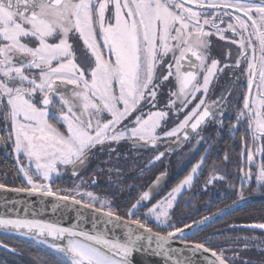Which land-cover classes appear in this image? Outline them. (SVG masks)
Here are the masks:
<instances>
[{
    "label": "flooded vegetation",
    "instance_id": "obj_1",
    "mask_svg": "<svg viewBox=\"0 0 264 264\" xmlns=\"http://www.w3.org/2000/svg\"><path fill=\"white\" fill-rule=\"evenodd\" d=\"M159 1H167L168 7H171L170 2H181L191 9L201 7L203 2H225L220 10L215 11L216 14H206V19L196 20L197 17L193 19L190 15L181 16V21L169 18L170 24H177V31L171 30L167 36L166 44L171 46L156 45V48L169 50V53L161 60L164 64L158 63L151 72L154 78L144 84L147 105L150 106L154 97L159 107L172 101L176 109L197 85L204 57L205 64L216 62L217 77L195 117L205 114L202 126L182 145L178 142L193 122L181 133L153 142L133 138V134L125 130L124 136L89 148L67 168L59 166L52 184L64 176L67 182L62 189L67 194L64 196L71 194L72 198L79 200L84 196L86 201L83 202L88 204L92 198L101 202L91 186L100 182L101 177L98 179L97 176L102 174V168L108 166L112 178L108 189L114 190V197L108 199L112 208L108 212L127 215L155 231L169 232L173 228L168 219L165 227L159 224L161 220L156 221L157 224L148 220L147 215L152 213L150 209L164 205L168 192L176 188L196 164H203L212 153L211 147L219 142H223L225 156L229 158L230 142L232 138L237 139L239 179L242 178V185L252 182L256 190H263L248 196L264 194V135H259L256 124L258 120H264V0H0V152L10 155L15 162L19 161L15 137L16 125H19L16 98L27 91L30 92L28 102L35 109L48 113V121L57 131L60 130V137L67 144L71 139L62 118H70L94 135V124L104 110L99 99L87 88L97 87L99 81L96 71L100 62L95 53L98 52L102 58L105 80L110 81V87L118 94L120 79L123 80L115 77L122 66L115 75L112 68L118 67L114 63V58L121 54L118 51L125 50L111 43L112 31L116 26L124 25L133 37L143 39L148 34L149 7L158 12L153 5ZM200 9L208 11L205 7ZM174 17L178 19L179 16ZM160 25L161 22L153 23L151 34L155 40L159 35L165 38L166 32L159 28ZM180 25L184 27L178 30ZM174 34L177 38L183 34L191 41L175 44L171 40ZM192 40L206 46L205 52ZM40 42L60 49L62 55L59 57L60 53L55 50L54 53L43 50ZM69 53L73 55L76 77L66 73L70 71ZM117 63L122 64L120 59ZM168 63L171 67L167 66ZM108 64L111 66L106 67ZM108 72L114 75L113 79L107 77ZM151 87L165 89L151 94L155 92ZM128 118L115 131L125 129ZM218 120L223 123L221 128L214 127ZM219 129L222 130L221 138L217 134ZM169 147L172 148L169 154L154 163ZM185 147L192 158L181 173L176 175V169L171 165L161 168L165 161ZM20 177L26 181L22 173ZM198 178L199 174L193 184ZM89 181L92 185L87 183ZM50 190L54 192L52 187Z\"/></svg>",
    "mask_w": 264,
    "mask_h": 264
},
{
    "label": "rangeland",
    "instance_id": "obj_2",
    "mask_svg": "<svg viewBox=\"0 0 264 264\" xmlns=\"http://www.w3.org/2000/svg\"><path fill=\"white\" fill-rule=\"evenodd\" d=\"M167 3V1L166 3L164 1H159L156 3V6L153 5L157 8L158 12L152 10V7H149L147 21L148 34L143 39L133 37L132 32L124 25L120 28L116 26L112 31L111 43L115 44V46L120 45L124 48L123 50H125V52L122 50L118 51L121 54L114 58V63L118 67L112 68L115 75L117 69H120V66H122L121 70L117 71L115 77L116 79L122 78L123 80L121 81L120 79L118 94L110 87V81L108 79L107 81L105 80V68L101 65L103 63L102 58L97 54L98 52L95 53L100 62L96 71V77L99 81L97 87L88 86L87 88L92 93L91 95L99 99V103L104 110L103 114H101V118L99 120L96 118L97 121L94 124L96 130L94 135H91L70 118H62L66 122L64 127L71 139L68 141L69 144H67L64 142L65 140L60 137V130L57 131L48 121V113L44 110L35 109V107L28 102L27 96L30 92L27 91L26 94H21L22 97L19 96L16 98V118H19V125H16L15 131L16 157H25V165L28 171H22V175H24L29 186L36 189L51 191V184L55 179V175H57L56 169L58 170L59 166L60 168H67L71 161L80 154H84L89 148L114 141L113 139L123 135V131L125 130H129L128 133L133 134V138L146 142H153L155 140H165L173 137L181 133L193 122L202 104L212 90L217 77L218 69H216V62L205 64L204 61L206 56H203V69L200 72L197 85H195L187 94L186 98H184L185 102L180 103L176 109L173 104H171L172 101L167 102V105L164 107H159L154 97L151 99L150 106L147 105L145 103L146 85L144 84H147L146 81H149L150 78H154L151 72L154 71L158 63L159 65L164 64L161 63V60L169 53V50L161 51L160 48H156L157 44L168 48L170 44L167 45L166 41L168 40L167 36L169 32L171 30L174 32L177 31V24L172 25L169 23V20L181 21L179 18L183 15H190L193 19L197 17L196 20H199V18L206 19V14L215 13L216 10H220L225 2H203L201 7H194L193 9L181 2H170L171 7H168ZM202 7L207 8L208 11H202L200 9ZM150 9L152 11H150ZM174 16L179 17L175 19ZM156 22H161L162 25H160L161 27L159 28L166 32L165 38L159 35L158 40H155L156 38L151 34L153 23L155 24ZM183 27V25H180L178 30L183 29ZM140 39L143 41L141 42ZM171 40L174 41L175 44H178V42L187 43L191 41L185 39V35L183 34L180 38H177V35L174 34ZM192 42L197 46H202L205 52L206 46L201 45L197 40H192ZM61 43L62 42L59 44ZM44 44L46 43H39V46L44 48L43 50H47L50 53H54V50L58 53L61 52L60 49L51 48L47 44V47H45ZM173 46L175 45L172 44V47ZM119 49L120 48H118V50ZM62 53L58 54V56L60 57ZM72 56L73 55L69 53L70 71L66 73H70L72 76L76 77V66L72 63ZM118 59L121 60V65H118ZM108 66L111 65H106V67ZM167 66L171 67L170 63H168ZM67 68L68 67H66V69ZM106 75L108 78H114L112 73L108 72ZM21 89L23 90L24 88ZM154 93L155 92H152L151 94ZM259 102L262 103L261 100ZM126 118H128L127 127L115 131L116 127ZM256 124L257 131L260 132L259 135H264V120H258ZM94 141L95 144L93 145ZM186 147L175 154L170 160L165 161L163 165H161V168L165 169V165H171L176 169L174 172L176 175L181 173L186 166V162L192 158L191 152H186L188 150ZM60 159L61 162H58ZM200 167H202V162L196 164L188 176H186L176 188L168 192L164 205L160 208L155 206L150 209L155 215H151L152 213L147 215L149 221L154 220L157 224L156 221L161 220L159 224L162 227L167 225L170 212L173 210L181 195L193 186V181L197 178L199 174L198 168ZM251 183L252 182H249L248 184ZM210 186L212 187V184ZM214 189H218V187L215 186ZM80 200L86 201L84 196H81ZM88 202H90L91 205H95L98 200L92 198V200L89 199ZM156 227H158V225Z\"/></svg>",
    "mask_w": 264,
    "mask_h": 264
},
{
    "label": "water",
    "instance_id": "obj_3",
    "mask_svg": "<svg viewBox=\"0 0 264 264\" xmlns=\"http://www.w3.org/2000/svg\"><path fill=\"white\" fill-rule=\"evenodd\" d=\"M204 115L200 114L186 129L178 145L198 131ZM169 148L154 163L168 155L172 150ZM259 202H264V194L239 199L181 229L163 234L76 198L42 189L0 185V235L34 243L69 264H95L83 251L110 264H229L216 251L186 237ZM0 248L10 249L1 242Z\"/></svg>",
    "mask_w": 264,
    "mask_h": 264
},
{
    "label": "trees",
    "instance_id": "obj_4",
    "mask_svg": "<svg viewBox=\"0 0 264 264\" xmlns=\"http://www.w3.org/2000/svg\"><path fill=\"white\" fill-rule=\"evenodd\" d=\"M151 89L157 94L165 88L151 87ZM222 125L223 123L218 120L214 127L221 128ZM220 130L217 134L221 138L222 130ZM232 139L229 145V158L225 156L223 142L211 147L212 153L208 154L206 161H203L198 180L181 195L169 214L168 223L173 229L169 232L167 230L158 232L172 233L242 196L263 191L256 190L252 183L242 185V178L239 179L240 167L237 164L240 149L237 139ZM245 144L247 146L246 141ZM206 152L207 150H204V153ZM232 153L234 156L231 157ZM18 159L19 161L15 162L10 155L0 152V185L30 188L28 182L20 177L22 171L27 170L25 157L21 156ZM102 171V174L97 176L98 179L101 177L99 183L96 182L95 185H92L91 181L87 183L92 185L93 193L102 200L94 206L110 211L112 208L108 199L114 197V190L108 189L111 171L108 166L102 168ZM66 183L64 176H61L51 184V187L55 193L67 195L62 191ZM215 186L218 189H214ZM68 196L72 197L71 194ZM118 215L129 218L124 214ZM186 240L216 251L229 264H264V202L248 205L215 225L187 236ZM0 242L10 248L9 250L0 248V264H69L50 250L19 238L0 235Z\"/></svg>",
    "mask_w": 264,
    "mask_h": 264
},
{
    "label": "bare ground",
    "instance_id": "obj_5",
    "mask_svg": "<svg viewBox=\"0 0 264 264\" xmlns=\"http://www.w3.org/2000/svg\"><path fill=\"white\" fill-rule=\"evenodd\" d=\"M83 252H84V255L87 258H89L92 262H94L95 264H110V263L100 260L99 258L93 256L91 253H88L87 251H83Z\"/></svg>",
    "mask_w": 264,
    "mask_h": 264
}]
</instances>
